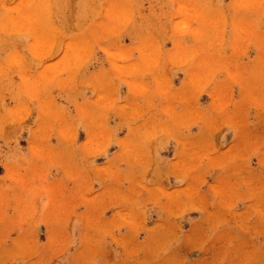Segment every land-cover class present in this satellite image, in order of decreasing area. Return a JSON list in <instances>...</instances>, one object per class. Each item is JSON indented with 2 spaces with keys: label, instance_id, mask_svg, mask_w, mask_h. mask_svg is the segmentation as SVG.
Returning <instances> with one entry per match:
<instances>
[{
  "label": "rangeland",
  "instance_id": "374dc122",
  "mask_svg": "<svg viewBox=\"0 0 264 264\" xmlns=\"http://www.w3.org/2000/svg\"><path fill=\"white\" fill-rule=\"evenodd\" d=\"M0 264H264V0H0Z\"/></svg>",
  "mask_w": 264,
  "mask_h": 264
}]
</instances>
